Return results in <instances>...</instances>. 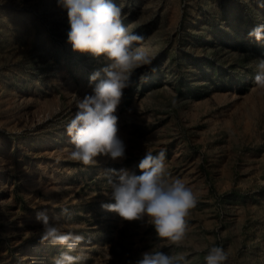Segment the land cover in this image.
<instances>
[{"label": "rangeland", "instance_id": "1", "mask_svg": "<svg viewBox=\"0 0 264 264\" xmlns=\"http://www.w3.org/2000/svg\"><path fill=\"white\" fill-rule=\"evenodd\" d=\"M114 2L152 60L116 113L126 159L85 166L70 158L66 126L103 58L72 49L58 0H0V264H52L66 250L39 242L37 211L84 237L79 264H136L154 249L206 264L213 246L226 264H264V90L254 84L264 41L249 37L264 0ZM146 151L163 152L167 177L197 196L181 247L160 248L152 226L101 207L115 202L110 170L140 174Z\"/></svg>", "mask_w": 264, "mask_h": 264}, {"label": "clouds", "instance_id": "2", "mask_svg": "<svg viewBox=\"0 0 264 264\" xmlns=\"http://www.w3.org/2000/svg\"><path fill=\"white\" fill-rule=\"evenodd\" d=\"M58 5L67 10V37L72 49L104 60V65L90 75L92 91L76 101L75 115L66 126L73 146L70 158L85 166L93 165L98 156L113 162L126 159L127 145L119 135L116 113L132 73L150 65L152 58L143 48L133 47V42L142 37L122 24V8L114 0H58ZM249 37L264 41V25L252 29ZM254 84L264 90V59L256 64ZM138 168L140 174L127 168L110 170L117 178L111 191L115 202L102 203L101 207L118 213L124 220L152 226L160 248L181 247L186 238L187 217L197 204L196 194L180 179L167 177L163 152L153 155L146 151ZM61 214L68 215L69 210L63 208ZM54 218L58 220L59 216ZM35 219L42 226L41 244L66 248L52 258V264H79L86 259L82 253L72 255L84 240L82 235L62 233L50 222L47 211H37ZM205 260L206 264H226L228 254L213 246ZM136 264H186V258L154 249L144 253Z\"/></svg>", "mask_w": 264, "mask_h": 264}]
</instances>
